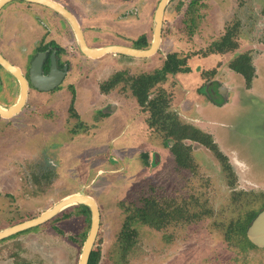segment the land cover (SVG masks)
<instances>
[{
    "label": "rangeland",
    "instance_id": "374dc122",
    "mask_svg": "<svg viewBox=\"0 0 264 264\" xmlns=\"http://www.w3.org/2000/svg\"><path fill=\"white\" fill-rule=\"evenodd\" d=\"M168 13L163 53L77 61L59 88L32 91L22 112L12 119L0 116V230L83 191L100 208L93 247L100 252L98 264H264V248L248 247L236 235L226 237L232 222L264 206V0H180ZM143 15L150 22V11ZM23 16L6 15V27L25 31L18 20ZM102 22L105 26L111 21ZM122 27L129 37L105 32L101 41L132 44L130 38L142 29L128 18L120 22ZM29 29L16 38L18 44L6 47L20 63L29 54L22 47L37 38ZM228 29L237 32L240 52L252 53L255 60L262 57L250 88L227 67L238 50L206 53ZM171 50L188 56L191 70L168 76L164 88L170 110L182 122L212 134L228 165L204 144L185 140L192 166H179L171 140L148 130L146 114L138 110L132 94L113 102L100 92L102 74L159 68ZM216 65L221 81L232 82L228 96L203 75ZM18 90L10 81L2 83L4 107L15 101ZM72 107L85 126L79 124L83 131L73 135L78 118ZM45 170L54 181L35 182ZM145 198L200 217L186 221L175 213L161 229L136 218L127 222ZM62 212L56 220L0 241V264H78L91 217L74 206Z\"/></svg>",
    "mask_w": 264,
    "mask_h": 264
},
{
    "label": "flooded vegetation",
    "instance_id": "af4514ba",
    "mask_svg": "<svg viewBox=\"0 0 264 264\" xmlns=\"http://www.w3.org/2000/svg\"><path fill=\"white\" fill-rule=\"evenodd\" d=\"M53 1L61 4L70 13H72L74 15V17L76 18V20H77V22H78V24H79V26L83 32L85 40L90 47H103V46H107V45L119 44V45H126V46L135 47V48H141V49H145V48L150 47V45L153 41L155 12L158 8L159 3L161 2V0H53ZM173 3H180V0H169L166 7H165L163 25H162V34H161L162 40H161L159 49H158L157 53H155V54L164 52L162 45L164 42V37H165V32H166L165 23L167 21V16L169 14L168 13L169 8L171 7V5H173ZM16 7H19V8L16 9ZM21 8L25 9V11H21ZM195 9H197V8H195ZM195 9H194V13H195ZM144 11L145 12L150 11V22L145 18L144 15L141 18ZM6 15L7 16L24 15L23 17H20L18 20L20 21L21 24H23V26L26 27L25 31H23V27H21V28L17 27V30H15V31L8 29L6 27L7 21H8V19L6 18ZM127 18L130 19V21L133 23V25L139 24V27L142 28V29H140L138 36H136L135 38H133V37L130 38L132 40V44H126V41L114 42V40H113V41H109V42H105V43L103 41H101L102 36H103L102 33H105V32L111 33L112 35L113 34L118 35V36H121L123 34V35H125V37H127L128 35H126L127 33L123 29V27H122V29L120 28V22L123 21L124 19H127ZM104 19H109L111 22L106 23V25L104 26V25H102V23H103L102 21ZM27 20H33V25L30 23H24V22H28ZM114 23L117 24V27H114ZM30 27H32L31 29L34 32H37V33H35L37 38L33 41V43H28L27 48L22 47L23 51H25V52L29 51V54L26 57V61L22 64V63H20L19 60H15L13 58H10V56L8 55V52H10V50L6 49V47H9V46L14 47L16 44H18L16 41V38L20 37L19 34L24 35ZM31 29H29V30H31ZM0 36L2 38V45L0 46V53L7 60H9L11 63H13L17 67H19L21 69L22 74L28 80L29 92H28L27 104L29 103V99H30L29 97H30L32 91L40 90L33 85L31 78H30L31 65H32V62L37 55L44 54V60H43V65H42V73L44 75L50 74L52 66L54 63H55L56 73L59 74L62 72L64 74L61 84L58 85L56 88L52 89L53 91L55 89L59 88L65 82V80L67 79L69 74L71 73V70L73 69V66H72L73 65V59H77V61H81V62H84L85 60L97 59V58L88 57L81 52V50L78 46V43H77L78 40H77L76 32L74 31L72 24L69 22V20L67 18H65L61 13L57 12L56 10H54L48 6H45L41 3L34 2V1L9 0L0 8ZM63 39L64 40L65 39H67V40L71 39V43L66 45L62 41ZM214 41H216V40H214ZM236 50L239 51V46L236 48ZM231 51L232 50L226 51V52H209L207 55L212 54V53L226 54V53H231ZM174 52L178 53L182 57H187V65H188V59H189L188 56L182 55V53H180L176 50H171L165 54L163 62L159 68H161L163 66L164 61L167 58V55L169 53H174ZM15 53H17V52H15ZM242 53H245V52L239 51L238 55H240ZM21 54H23V53H21ZM106 55H111V56L117 57V56L122 55V54H106ZM129 57H131V56H129ZM251 57H252V62H253L254 67H255V74H254V77L252 80V84H253V81H254L255 75L257 73L258 66H259L258 61L262 57L255 60V58H254L255 56H253L252 53H251ZM132 58L138 59V57H132ZM145 58H147V57H145ZM234 59L232 58L231 61H229L228 63L226 62L229 65V66L227 65V67H229V69L232 71V74L238 73V75L242 76V79L244 80V85L250 88L252 86V84H251V86L247 85L246 78L244 77V75L231 68L230 63ZM159 68H155L152 70H146V71H140L138 73H135L134 71L133 72L129 71L127 69H123V70H119V71H126L129 75H137V74H140L143 72L154 71V70L159 69ZM189 68H190V66H189ZM2 70L7 71L10 74V77L6 76V74H4ZM190 70H191V68H190ZM119 71H115L114 73H112L108 79H110L115 73H117ZM223 71L226 72L228 70H226V68H225ZM180 72H187V71H180ZM177 73H179V72H177ZM177 73L168 74L167 77L163 81L158 83V87L164 88L165 87L164 84H165L168 76L169 75H175ZM203 75L205 77H207L208 79H211L212 81L217 82V84L221 87V89H224L225 95H227V96H228L229 92L231 91V89H233L231 86L232 82L230 84H228L226 81L225 82L221 81V77H219V75H220L219 70H217V65L214 66L213 68H210V69L204 71ZM103 76H104V74H102V76H100V77L103 78ZM108 79H105L102 81L100 80L101 82H100L99 88H100V91L103 93H106V92L102 91L101 83L108 80ZM4 81H10L13 85H16V87H18V89H19L17 98L12 103V104H14L19 97L20 82L10 71H8L4 66H2L0 64V87ZM124 83L125 82H120L119 84H117L112 89H115L116 87H120V85H121L122 88L130 90V89L125 87ZM164 89H166V88H164ZM52 90H50V91H52ZM72 90H73V92H76L75 88H73ZM42 91H44V90H42ZM130 92H131V90H130ZM131 94H132V92H131ZM0 104L5 105L1 101H0ZM12 104H9L7 106L9 107ZM27 104H26V107H27ZM28 106H29V104H28ZM75 117L78 118V115ZM79 117H80V115H79ZM7 119H12V118H7ZM81 122L82 121L79 120V118H78L77 123H75L76 125L74 127H72V129H71L72 135L75 133H79V132L83 131L81 129L78 130L79 124L81 125L82 128L85 127L84 123L83 122L81 123ZM196 127L200 128L197 125H196ZM200 129L203 130L202 128H200ZM203 131H205V130H203ZM205 132H207V131H205ZM207 133H209V132H207ZM169 142H172V144L174 145V140H171ZM40 155L43 158L49 157V156H47V154L45 155V154L41 153ZM54 163H56V162H54ZM55 167H56V165L54 166V169L51 168L52 171H54V172L56 170ZM46 171L47 170L42 171L40 175L35 176L34 177L35 182H38L39 184H43V183H40V182H43V178H46V180L49 179L48 181H54V180H52L51 174L48 171L47 172ZM39 177H42V178H39ZM53 179H54V177H53ZM46 180H45V182H46ZM76 192H79V191H76ZM77 206H79V205H75L74 207H77ZM63 213L64 212H62V214ZM59 214L54 216L53 218H51L48 221L56 220L57 217L59 216ZM31 218H34V217H31ZM31 218H28V219H31ZM28 219H26V220H28ZM23 221H25V220H22L20 222H23ZM48 221H46V222H48ZM20 222H17L15 224H18ZM46 222H44V223H46ZM44 223H42V224H44ZM15 224H12L10 226H13ZM40 225H37V226H40ZM10 226H7V227H10ZM37 226H34V227H37ZM7 227H5V228H7ZM34 227H31V228H34ZM31 228H28V229H31ZM2 229H4V228H2ZM28 229H26V230H28ZM26 230H23V231H26ZM23 231H20L18 233H21ZM8 237H10V236H8ZM8 237L2 238V239H0V241L6 239Z\"/></svg>",
    "mask_w": 264,
    "mask_h": 264
},
{
    "label": "trees",
    "instance_id": "16d2710c",
    "mask_svg": "<svg viewBox=\"0 0 264 264\" xmlns=\"http://www.w3.org/2000/svg\"><path fill=\"white\" fill-rule=\"evenodd\" d=\"M192 22L194 23L193 20ZM236 33V31L228 29L220 40L212 42L208 50H206V53L235 50L239 46ZM230 66L232 69L242 73L246 78L247 85L251 86L255 74V67L250 52L238 55L232 60ZM189 70L187 57H182L175 52L169 53L161 68L137 75H129L126 71H119L110 79L102 82L101 89L102 91L108 92L120 82H125V87L131 90L141 110L147 114L146 120L149 129L155 131V133L156 131L161 133L167 140H174L172 151L179 166H192L190 146L185 144V140L204 144L215 153L224 165H228V157L219 149L213 136L193 124L182 122L177 114L170 110L171 98L169 97L168 91L162 87H158V83L163 81L168 74ZM71 109L73 115L76 116L77 113L74 108L72 107ZM75 208H79L82 213L91 217L90 209L87 206L79 205ZM262 209L250 211L244 217H240L232 222L230 228L226 231V237L231 239L236 235L243 238L245 245L248 247H256L247 238L246 230ZM135 211L136 213L133 216L131 215L127 222L133 221L136 218L142 223L157 229H161L167 226L168 223H171L175 218V213L179 214L180 217H184L186 221L200 217V215L188 213L185 210H178L177 207H165L163 202L155 198H145L144 204L136 208ZM125 226H127L126 230L130 233L129 229L131 228L128 225ZM83 237H86L85 233ZM99 258L100 252L92 251L89 264H98Z\"/></svg>",
    "mask_w": 264,
    "mask_h": 264
},
{
    "label": "water",
    "instance_id": "95a60500",
    "mask_svg": "<svg viewBox=\"0 0 264 264\" xmlns=\"http://www.w3.org/2000/svg\"><path fill=\"white\" fill-rule=\"evenodd\" d=\"M8 1L9 0H0V8ZM29 1H34L48 6L67 18L72 24L74 31L76 32L78 40L77 43L81 52L88 57L99 58L106 54H122L131 57L145 58L154 55L159 49L162 40L161 34L164 10L169 0H161L158 5L154 17V38L150 47L145 49L119 44L107 45L103 47H90L85 40L83 32L76 18L64 6L53 0ZM43 60L44 54H39L35 57L31 65L30 78L36 88L44 91H50L61 84L64 74L62 72L59 74L56 73L54 63L50 74L44 75L42 73ZM0 64L4 66L8 71H10L20 82V93L17 101L9 107H4L2 104H0V115L4 118H12L22 112L26 107L28 100L29 83L26 77L22 74L21 69L7 60L1 53ZM81 204L87 206L90 209L91 223L87 237L83 244L78 264H89L90 256L101 226V213L99 205L95 198L83 191L75 192L63 197L53 207L47 209L34 218L25 220L23 222L0 230V239L11 236L28 228L40 225L58 215L66 208ZM246 235L249 241L252 242L256 247L264 248V208L257 214L251 224L248 226Z\"/></svg>",
    "mask_w": 264,
    "mask_h": 264
},
{
    "label": "crops",
    "instance_id": "0c3cea01",
    "mask_svg": "<svg viewBox=\"0 0 264 264\" xmlns=\"http://www.w3.org/2000/svg\"><path fill=\"white\" fill-rule=\"evenodd\" d=\"M30 24L33 25V20L30 21ZM31 25V26H32ZM64 44L68 45L69 43H71V39H63L62 40ZM112 57H115V56H112ZM116 58V57H115ZM77 63V59H73V65L72 66H75ZM23 64V63H22ZM123 70V69H122ZM119 71V70H117ZM114 73V72H113ZM111 75V74H110ZM110 75H108V73H105L103 78H100L99 81L101 80H105V79H108L110 77ZM100 81V82H101ZM101 92V91H100ZM123 93V94H122ZM101 94H103L104 97H111L113 98V102H119L120 100H122L123 98H125L126 96H129L131 95V92L130 90H127V89H124L122 88V86L120 85V87H116L115 89H112L110 90L109 92H106V93H103L101 92ZM136 99V98H135ZM137 101V99H136ZM138 103V102H137ZM138 110L140 112H143L138 104ZM146 114V113H145ZM146 118H147V114H146ZM146 123H147V120H146ZM147 128L148 130L150 131L149 127H148V124H147ZM80 192V191H79Z\"/></svg>",
    "mask_w": 264,
    "mask_h": 264
}]
</instances>
